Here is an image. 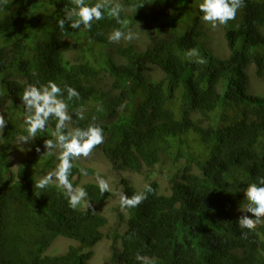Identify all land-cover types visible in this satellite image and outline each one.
Listing matches in <instances>:
<instances>
[{
    "label": "trees",
    "instance_id": "16d2710c",
    "mask_svg": "<svg viewBox=\"0 0 264 264\" xmlns=\"http://www.w3.org/2000/svg\"><path fill=\"white\" fill-rule=\"evenodd\" d=\"M118 2L126 26L106 12L91 31L69 23L62 31L58 20L71 0H0V108L7 105L8 123L2 145L27 134L25 87L54 81L80 93L69 106L86 110L79 127L97 118L105 142L93 155L108 168L75 162L69 179L88 192L95 213L74 211L58 183L35 187L58 165L59 150L26 159L15 172L2 148L0 264H92L94 248L105 239L112 242L113 264H140L137 253L155 264H264V227L244 239L247 230L236 224L247 203L244 189L264 176V95L251 93L249 75L253 65L264 78V0H244L235 20L222 26L229 56L214 49L199 11L203 0ZM138 3L144 6L136 10ZM115 28H130L137 39L110 43ZM192 48L206 65L186 57ZM54 130L52 120L27 146L43 148L44 139H55ZM163 158L185 162L168 180V193L159 182L148 183L155 194L137 208L116 207L110 225L100 207L116 195H101L95 176L116 175L118 191L131 196L144 187L124 173L142 175L146 168L152 178ZM60 238L76 245L47 254Z\"/></svg>",
    "mask_w": 264,
    "mask_h": 264
},
{
    "label": "clouds",
    "instance_id": "9594fccd",
    "mask_svg": "<svg viewBox=\"0 0 264 264\" xmlns=\"http://www.w3.org/2000/svg\"><path fill=\"white\" fill-rule=\"evenodd\" d=\"M73 7L65 8L64 18L58 20V27L63 31L65 24L69 23L70 28L91 31L93 22H99L105 18V13L115 19L118 24L127 25L128 21L121 19V13L126 11L125 6L118 0H103V2L88 5L85 0H71ZM143 3H138L134 7L136 10L143 7ZM246 5L244 0H203L199 5L202 13L201 19L205 24H210L213 29L220 26H227L230 21L235 20L237 13ZM140 29V24L136 23ZM137 39L135 33L129 28L126 31L115 28L108 36L110 43H120L121 41L132 42ZM189 59L195 57L194 62L198 65H206L207 60L195 49L186 52ZM66 93V96H65ZM81 99L80 93L73 87L65 84L63 88L54 81L46 84H29L23 90L21 102L24 108V124L26 125V135L17 138L18 143L27 145L34 143L38 134L47 131L49 122L55 121V139H44L43 155H52L59 150V163L55 169L44 175L35 187L45 190L51 183H58L64 190L63 194L72 210L83 207L84 210L95 213L88 192L82 187H74L69 177L75 162L90 158L94 150L105 142L104 130L96 123L93 116L87 127H79L78 122L85 119V108L81 105L69 111L70 103H75ZM97 111H103L102 106L97 107ZM75 116V120L73 117ZM7 120L3 113H0V137H3ZM37 153L41 152L40 147H36ZM79 172L83 176L89 173L85 168H80ZM96 183L101 195L113 191L108 180L100 175L95 176ZM148 194H155V189L146 184L144 191L131 196L124 192L117 191L115 195L119 197L120 210H131L139 207L147 198ZM244 200L247 201L236 224L242 230V238L247 239L249 233H256L258 228L264 227V176L257 177V182L249 184L243 191ZM115 218V213L113 215ZM131 239V236L129 237ZM135 259L140 264H155L153 258L136 254Z\"/></svg>",
    "mask_w": 264,
    "mask_h": 264
},
{
    "label": "rangeland",
    "instance_id": "374dc122",
    "mask_svg": "<svg viewBox=\"0 0 264 264\" xmlns=\"http://www.w3.org/2000/svg\"><path fill=\"white\" fill-rule=\"evenodd\" d=\"M209 30L210 33L213 36V46L215 51L221 55V56H229V50L225 44L224 41V30L222 26L217 27L213 29L211 25L209 24ZM146 36V34H145ZM249 75L251 79V93L254 95L262 94L264 95V78H259L256 74L255 66L252 65L249 70ZM7 109V105H4L2 108H0V113H3L5 115V111ZM3 137H0V150L4 148L5 152H7L9 155V159L11 161L12 169L13 171H17L18 168L22 165V162L26 159H36L39 156H44V148H41V152L37 153L35 150L31 149L27 145L22 144H14L13 142H7L6 144L2 145ZM82 162L86 166L91 167H97L101 169L107 170V165L100 159L97 158L96 155L91 156L88 159H83ZM162 164L157 166L156 169H153L152 171L156 172V175L150 176L147 175V172L149 173V170L146 168L143 170L142 175L136 174V173H124V177L128 178L132 183H135L137 186L144 187L146 184L157 181L160 183L163 192L169 191V183L168 180L172 178L176 172L178 173L181 171L184 166V161H181L179 166L169 162L167 158H163ZM110 187L113 189V192L118 191L119 187L117 186V182L120 180L119 177L116 175L110 174V172L104 173ZM120 208L119 205V197L113 196L112 200L108 202L107 204L101 206V210L104 215H106L109 218L110 225L115 222V218H113L114 210L115 208ZM243 212V211H242ZM247 213H240V215ZM75 244L76 242H72L70 240L60 238L58 239L52 247L48 250L47 254L51 255H58V254H64L68 248ZM112 248V242L109 239H105L102 242H100L95 248H94V258L92 260V264H113L111 262V257L113 255V249Z\"/></svg>",
    "mask_w": 264,
    "mask_h": 264
}]
</instances>
